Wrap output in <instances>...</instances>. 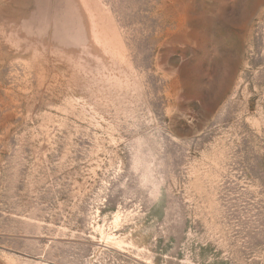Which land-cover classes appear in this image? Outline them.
<instances>
[{"label": "rangeland", "instance_id": "1", "mask_svg": "<svg viewBox=\"0 0 264 264\" xmlns=\"http://www.w3.org/2000/svg\"><path fill=\"white\" fill-rule=\"evenodd\" d=\"M0 264H264V0H0Z\"/></svg>", "mask_w": 264, "mask_h": 264}]
</instances>
